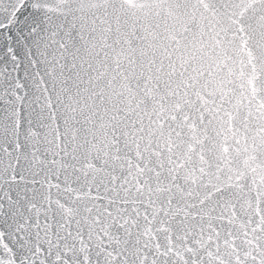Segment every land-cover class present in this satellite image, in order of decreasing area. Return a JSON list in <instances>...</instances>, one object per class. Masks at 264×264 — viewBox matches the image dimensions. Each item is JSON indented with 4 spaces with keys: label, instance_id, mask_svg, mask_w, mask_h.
I'll return each instance as SVG.
<instances>
[{
    "label": "snow or ice",
    "instance_id": "obj_1",
    "mask_svg": "<svg viewBox=\"0 0 264 264\" xmlns=\"http://www.w3.org/2000/svg\"><path fill=\"white\" fill-rule=\"evenodd\" d=\"M0 264H264V0H0Z\"/></svg>",
    "mask_w": 264,
    "mask_h": 264
}]
</instances>
